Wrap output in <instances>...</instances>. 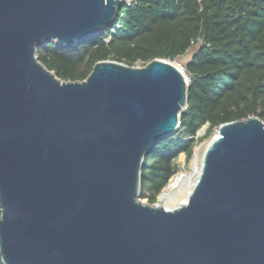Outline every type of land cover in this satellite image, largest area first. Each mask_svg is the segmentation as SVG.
<instances>
[{
    "label": "water",
    "instance_id": "1",
    "mask_svg": "<svg viewBox=\"0 0 264 264\" xmlns=\"http://www.w3.org/2000/svg\"><path fill=\"white\" fill-rule=\"evenodd\" d=\"M122 0H0L3 264H264V123L220 124L187 205L139 198L188 83L170 62L97 61L61 80L37 57L109 27ZM182 58V57H181Z\"/></svg>",
    "mask_w": 264,
    "mask_h": 264
},
{
    "label": "trees",
    "instance_id": "2",
    "mask_svg": "<svg viewBox=\"0 0 264 264\" xmlns=\"http://www.w3.org/2000/svg\"><path fill=\"white\" fill-rule=\"evenodd\" d=\"M195 45L184 64L187 103L177 131L151 146L141 165L139 198L149 204L175 173V159L191 158L203 125L210 133L250 116L264 123V0L122 1L102 32L37 48L39 61L58 78L81 81L100 60L143 66L177 60Z\"/></svg>",
    "mask_w": 264,
    "mask_h": 264
},
{
    "label": "rangeland",
    "instance_id": "3",
    "mask_svg": "<svg viewBox=\"0 0 264 264\" xmlns=\"http://www.w3.org/2000/svg\"><path fill=\"white\" fill-rule=\"evenodd\" d=\"M122 1H129V0H122ZM196 45L193 46L192 48H190L187 52V57L186 55H184V57L182 58H179L177 60H167L165 59L166 61L170 62L171 64L177 66L184 74L186 80H187V83L189 82V76L188 74L185 72L184 70V64L190 59L191 55L193 54L194 50L196 49ZM137 66H140L139 63ZM207 128H208V124H205L203 125L197 132L196 134V138H197V141L195 143V146L193 148V153L191 155V158L190 159H186V156L185 154L181 153L174 161L175 165H176V171L175 173L173 174V176H176L178 174H188L190 173L192 167H193V160H194V156L195 154H197V157H198V163H200L201 159H202V154L205 150V146L208 144V142L210 141V139L214 136V130L211 131L210 133L207 132ZM173 176L170 178V180L173 178ZM169 180V181H170ZM169 183V182H168ZM166 187V186H165ZM164 187V188H165ZM164 188L162 189L161 192L164 191ZM188 191V187L186 185H184L183 187H181L176 193L175 195L173 196V200L171 199V201H169L168 205L170 207H176L178 202H180L186 195ZM160 192V193H161ZM180 193V194H179ZM158 197V196H157ZM157 197H156V201L153 203V204H150V205H154V204H157L158 203V200H157ZM140 201L143 203V204H149L147 202L146 199H140ZM167 207V205H165ZM165 206L163 205V208H165Z\"/></svg>",
    "mask_w": 264,
    "mask_h": 264
},
{
    "label": "bare ground",
    "instance_id": "4",
    "mask_svg": "<svg viewBox=\"0 0 264 264\" xmlns=\"http://www.w3.org/2000/svg\"><path fill=\"white\" fill-rule=\"evenodd\" d=\"M201 161H200V163H198V157H197V154H195L194 160H193L194 164H193V167H192L190 173L178 174L176 176H173V178L169 181V183L164 188V191L161 192L157 197V200H158L157 206L158 207L163 208V205L164 206L167 205V207H168L169 201H171V199L173 200V196L175 195V193L184 185H186L188 187V191H187L185 197L180 202H178L176 207H181L183 205L184 206L187 205L188 200H189V196L192 193L193 188L196 185L197 180L200 177L199 174L201 173ZM150 206H152V205H150ZM174 208L175 207L166 208V206H165V208H163V209L170 212V211H173Z\"/></svg>",
    "mask_w": 264,
    "mask_h": 264
},
{
    "label": "built area",
    "instance_id": "5",
    "mask_svg": "<svg viewBox=\"0 0 264 264\" xmlns=\"http://www.w3.org/2000/svg\"><path fill=\"white\" fill-rule=\"evenodd\" d=\"M132 0H129V1H125V2H127V3H130ZM189 81V80H188ZM168 207H170V206H168ZM168 207H166V208H168Z\"/></svg>",
    "mask_w": 264,
    "mask_h": 264
},
{
    "label": "crops",
    "instance_id": "6",
    "mask_svg": "<svg viewBox=\"0 0 264 264\" xmlns=\"http://www.w3.org/2000/svg\"><path fill=\"white\" fill-rule=\"evenodd\" d=\"M184 57V56H183ZM186 57H187V55H186Z\"/></svg>",
    "mask_w": 264,
    "mask_h": 264
}]
</instances>
